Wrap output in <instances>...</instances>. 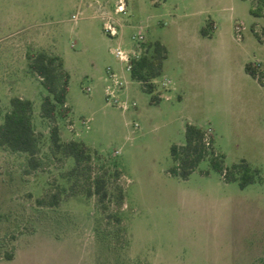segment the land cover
I'll list each match as a JSON object with an SVG mask.
<instances>
[{
    "label": "rangeland",
    "instance_id": "374dc122",
    "mask_svg": "<svg viewBox=\"0 0 264 264\" xmlns=\"http://www.w3.org/2000/svg\"><path fill=\"white\" fill-rule=\"evenodd\" d=\"M121 2L125 13H116ZM103 14L117 22V38L105 32ZM147 42L167 49L155 80L159 103L113 53L120 47L141 54L139 44ZM41 50L62 57L70 74L71 114L59 122L63 139L97 151V170L104 163L122 174L111 180V192L124 189V206L110 207L121 213L124 231L106 219L101 229L112 234V246L97 236V197L37 206L70 161L44 162L28 173L23 157L0 150V264H262L264 85L245 66L264 73V4L0 0V123L11 98L31 100L46 152L49 126L40 120L46 92L27 67V54ZM187 124L214 138L227 167L245 161L257 170V182L245 189L227 183L207 159L188 180L171 176V147L185 144ZM10 254L13 262L6 260Z\"/></svg>",
    "mask_w": 264,
    "mask_h": 264
},
{
    "label": "trees",
    "instance_id": "16d2710c",
    "mask_svg": "<svg viewBox=\"0 0 264 264\" xmlns=\"http://www.w3.org/2000/svg\"><path fill=\"white\" fill-rule=\"evenodd\" d=\"M253 1L264 4V0ZM209 29L213 31L214 26L204 28L202 34L210 36ZM141 45L143 52L139 58L132 61L130 76L132 80L141 84L143 91L152 95L153 103H159L161 98L157 94L155 80L162 74L164 61L167 59V49L160 42H147ZM27 67L29 73L46 92L42 99L40 120L49 126L48 150L43 151L46 133L38 131L35 126L34 103L21 97L11 98L9 109L2 117L0 150L12 156L23 157L28 173L38 171L44 162L64 164L70 161L71 168L61 173L56 184L53 183L55 190L37 198L36 204L38 207L54 209L70 200L88 204L92 197H97L99 213L97 212L98 216L95 218L94 232L102 241L111 245L112 234L101 228L107 219L115 224L116 232L124 231L121 213L112 211L110 207L111 204L118 208L124 206V189L115 186L114 192H111V180L118 181L122 174L118 169L110 173V169H107L104 163L97 170L95 165L100 160L97 151L83 142L63 139L59 122L67 120L71 114L67 101L70 74L65 68L63 58L45 50L34 54L29 53ZM245 72L264 85V73L259 66L247 64ZM205 135L206 131L201 127L194 124L186 125L185 144L171 147L173 160V166L169 170L171 176L188 180L200 163L207 159L211 168L227 183L238 182L240 188L245 189L257 182L254 174L258 171L253 170L247 162L242 161L227 167L225 157L215 150L214 138L211 136L210 143L207 145ZM13 257V254H10L6 256V260L10 261Z\"/></svg>",
    "mask_w": 264,
    "mask_h": 264
},
{
    "label": "built area",
    "instance_id": "2783aa9c",
    "mask_svg": "<svg viewBox=\"0 0 264 264\" xmlns=\"http://www.w3.org/2000/svg\"><path fill=\"white\" fill-rule=\"evenodd\" d=\"M125 5L124 3H120L116 9V13H125ZM74 19H76V17H74ZM103 19L105 21V24H104V29H105V32L109 35V37H111L112 39L113 38H117L118 35H119V30L117 29L116 27V21L110 16V15H106V14H103ZM240 31V27L237 28V32ZM139 42H142L144 41V37L143 36H140L139 37ZM142 43L139 44V46L141 45ZM113 53L116 55V57L122 62V63H126L127 64V67L126 69L130 72L131 70V67H132V61L136 58H139L141 54L137 53V52H134L132 54H127L125 53L123 50H121L120 47H118L117 49H115L113 51ZM109 75H110V78L112 79V81L114 82V84L116 86H122V83L119 81L117 75L113 72H111L109 70ZM107 92L112 95L114 94L111 90H110V87L108 88ZM210 137L208 135V133L206 132V135H205V142L207 145H209L210 143Z\"/></svg>",
    "mask_w": 264,
    "mask_h": 264
},
{
    "label": "crops",
    "instance_id": "0c3cea01",
    "mask_svg": "<svg viewBox=\"0 0 264 264\" xmlns=\"http://www.w3.org/2000/svg\"><path fill=\"white\" fill-rule=\"evenodd\" d=\"M104 13V12H103ZM105 13H107V12H105ZM16 257V256H15ZM15 257L12 259V260H10V261H7V262H13L14 261V259H15Z\"/></svg>",
    "mask_w": 264,
    "mask_h": 264
}]
</instances>
